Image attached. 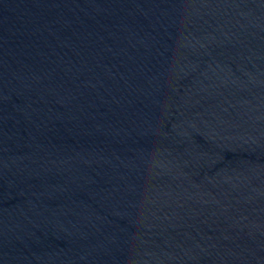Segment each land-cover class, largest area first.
<instances>
[{
    "label": "water",
    "instance_id": "1",
    "mask_svg": "<svg viewBox=\"0 0 264 264\" xmlns=\"http://www.w3.org/2000/svg\"><path fill=\"white\" fill-rule=\"evenodd\" d=\"M0 264H264V0H0Z\"/></svg>",
    "mask_w": 264,
    "mask_h": 264
}]
</instances>
